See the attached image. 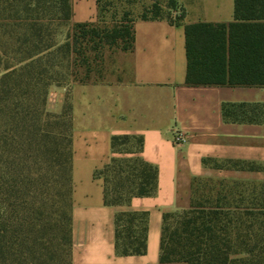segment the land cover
I'll return each instance as SVG.
<instances>
[{"label":"trees","instance_id":"obj_1","mask_svg":"<svg viewBox=\"0 0 264 264\" xmlns=\"http://www.w3.org/2000/svg\"><path fill=\"white\" fill-rule=\"evenodd\" d=\"M100 2L97 20L73 23L72 0H0V264H70L73 107L54 114L47 102L64 71L89 75L106 46L132 50L137 18L102 25ZM154 8L139 18L180 22ZM185 30L187 85H264V0H235L234 21ZM142 147L141 135H113L114 155L95 172L107 204L156 191L158 169ZM219 184L215 201L201 192L164 213L160 264H264V201L246 203ZM116 249L146 251V212L117 213Z\"/></svg>","mask_w":264,"mask_h":264},{"label":"crops","instance_id":"obj_2","mask_svg":"<svg viewBox=\"0 0 264 264\" xmlns=\"http://www.w3.org/2000/svg\"><path fill=\"white\" fill-rule=\"evenodd\" d=\"M72 22L95 21L97 0H72ZM174 17L137 18L131 78L73 88L70 264H160L163 216L182 206L179 189L194 178L259 185L264 191V85L186 83L185 25L235 20V0H176ZM176 130L187 133L175 145ZM143 137L140 156L158 169L156 191L107 204L95 175L114 155L112 137ZM253 201H264L255 197ZM184 206V205H183ZM147 213V249L120 254L116 215Z\"/></svg>","mask_w":264,"mask_h":264},{"label":"rangeland","instance_id":"obj_3","mask_svg":"<svg viewBox=\"0 0 264 264\" xmlns=\"http://www.w3.org/2000/svg\"><path fill=\"white\" fill-rule=\"evenodd\" d=\"M169 4L170 0H101L102 14L98 21L102 25L112 27L120 23L124 18L136 19L145 12L152 15L155 9L154 5H158L163 14L170 15L175 19L173 10L176 6L170 8ZM71 26L70 24L67 27H63L59 35L60 40L65 39L66 33ZM92 66L93 70L89 75H86L84 68H78V74H72L73 68H71L70 73L67 70L63 72L62 83L53 85L48 96L47 107L52 113L61 114L63 110L71 105L73 88L77 84L123 83L131 78V56L129 51L122 50L120 45L106 46L99 60ZM198 187H200L199 192L195 194L193 190ZM221 188V185L216 182L207 185L205 181H195L193 184L192 180L191 185H183L179 189V202L182 206L178 207L177 210L187 206L193 198L194 200L201 198L199 194L201 192H205L206 196L209 193L211 200L215 201V195ZM225 189H233L234 193L235 190L240 191L241 195H243L241 199L242 201H247L246 203L253 201L255 195L259 200L264 193L262 187L253 184H230L224 188V192H226Z\"/></svg>","mask_w":264,"mask_h":264},{"label":"built area","instance_id":"obj_4","mask_svg":"<svg viewBox=\"0 0 264 264\" xmlns=\"http://www.w3.org/2000/svg\"><path fill=\"white\" fill-rule=\"evenodd\" d=\"M187 139H188L187 133L180 131V130L175 131L174 137H173V142L175 145H180V144L186 142Z\"/></svg>","mask_w":264,"mask_h":264}]
</instances>
